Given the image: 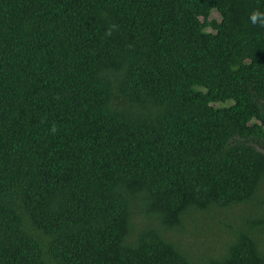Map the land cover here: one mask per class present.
<instances>
[{
    "label": "trees",
    "instance_id": "obj_1",
    "mask_svg": "<svg viewBox=\"0 0 264 264\" xmlns=\"http://www.w3.org/2000/svg\"><path fill=\"white\" fill-rule=\"evenodd\" d=\"M262 146L264 0H0V264H264Z\"/></svg>",
    "mask_w": 264,
    "mask_h": 264
},
{
    "label": "rangeland",
    "instance_id": "obj_2",
    "mask_svg": "<svg viewBox=\"0 0 264 264\" xmlns=\"http://www.w3.org/2000/svg\"><path fill=\"white\" fill-rule=\"evenodd\" d=\"M212 16L218 20L221 19V16H220V13L218 11H214L212 13ZM230 102L228 103H218L216 104L217 106H220V105H227L229 104ZM261 149L264 151V146L261 147ZM212 219H208L207 221H205V223H199V225H208V226H211L210 228H213L212 226H219L220 225V221L216 220L215 223L211 222ZM138 222H143L142 221V218L141 217H138L137 219ZM198 225V222H196L195 224H193V226L191 228H189L188 230H186L187 233H190V232H194L196 235L198 234L199 232V225ZM223 231V230H222ZM216 243V240L213 239V236L212 235H206V236H203L202 238H200L199 240V245L204 249H208V254H213L216 252V249L218 248H221L222 244H215ZM193 251L196 253L197 251V248L195 247H192Z\"/></svg>",
    "mask_w": 264,
    "mask_h": 264
}]
</instances>
